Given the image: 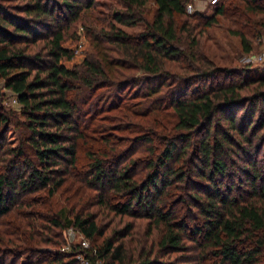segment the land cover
I'll return each mask as SVG.
<instances>
[{"label":"trees","instance_id":"trees-1","mask_svg":"<svg viewBox=\"0 0 264 264\" xmlns=\"http://www.w3.org/2000/svg\"><path fill=\"white\" fill-rule=\"evenodd\" d=\"M7 1L12 0H0V78L17 95L21 109L8 112L0 104V264H83L78 254L93 264L100 259L105 264H172L152 260L153 250L131 261L134 247L128 245L137 235L130 222L101 245L61 250L63 229L74 227L91 241L104 234L92 210L96 206L115 215L147 217V236L155 224L162 249L189 250L187 237L200 248L194 259L211 253L216 264H264V142L254 143L264 126L262 109L261 124L253 128L258 105H264V90L251 96L247 109L241 90L255 80L236 81L243 70L217 67L201 51L198 36L200 25L205 29L223 15H237L241 27L230 30L240 36L243 50L251 51L249 37L257 38L264 30V0H222L211 15L188 12V0H154L156 14L144 32L129 34L112 24L113 29H103L98 37L116 44L122 58L104 53L85 58L83 70L64 62L74 57L63 44L65 27L92 9L96 0ZM122 1L128 11H116L114 19L139 21L142 17L134 11L142 10L148 0ZM177 16H186L182 26L189 42L184 44ZM127 67L146 76L116 80L114 71ZM221 75L230 82L212 85ZM167 79H174L175 86L154 99L163 100L158 107H170L176 116L170 127L155 123V129L159 125L166 133L142 130L132 144L122 146L120 137L96 135V128L90 131L82 123L83 115L90 113L92 119L102 109L98 100L91 103L96 107L92 112L91 107L84 109L97 88L116 87L118 100L133 84L154 95L161 86H149V81L163 85ZM256 81L264 85V78ZM197 82H202L201 89H192ZM203 83L211 84L205 88ZM88 89H93L90 94ZM243 109L245 115L238 121L237 112ZM159 136L163 143H157ZM83 142L89 150L82 165ZM190 145V153L195 148L200 153L194 152L191 159ZM241 151L244 166L231 156ZM238 171L246 175L248 187L235 182ZM60 192L66 206L56 211L53 197ZM174 202H189L191 207L178 214Z\"/></svg>","mask_w":264,"mask_h":264},{"label":"rangeland","instance_id":"rangeland-1","mask_svg":"<svg viewBox=\"0 0 264 264\" xmlns=\"http://www.w3.org/2000/svg\"><path fill=\"white\" fill-rule=\"evenodd\" d=\"M222 0H220L221 2ZM12 3L19 4L22 0H12L4 3ZM189 2L197 3L198 8L200 10H188L190 13H194L196 11L202 12L205 15H211L214 13L216 5L203 4L199 3L196 0H188ZM142 10H135L134 14L136 16L142 17L139 21L133 24H125L121 23L114 19V13L118 10L127 12L124 3L122 0H96L95 5L92 9L85 10L81 13L80 18L73 21L71 24H68L65 27V39L63 41L64 46L71 48L74 51V57L69 60H64V62L69 67H77L81 70L84 69L83 61L85 58H89L91 60L97 59L98 57L103 56L104 54H108L109 58L120 59L123 56L122 52L116 47V44L109 41L108 39L99 40L102 38V32L104 30L113 29L111 25L113 24L115 28L122 29L129 34H138L144 32L147 29V25L151 23L156 14L157 5L154 0H148V2L141 8ZM64 14L63 11H59ZM237 15L233 17L221 16L219 21L213 23L208 28H200L198 36L200 39L201 51L205 54L207 58H209L217 67L221 69H238L243 70L242 76L239 75L235 78L236 81L241 79H247L250 81H254L249 85L245 86L241 90V99L246 103V108H250L251 104V96L257 93L259 90H264V85L259 84L258 81L260 78H264V55H263V47H264V30L260 34H258L257 38L249 37L252 41V50L244 51L242 41L239 35L233 33L230 28L240 29L239 23L236 21ZM177 23V33L180 37L181 43L189 42V39L186 38V31L183 30V22H186V16H177L175 17ZM244 23H246L244 21ZM249 26V22L246 23ZM204 30V31H203ZM99 37V38H98ZM41 44V43H40ZM121 48V47H120ZM116 69V68H115ZM116 80L121 79H129L131 76L136 77H144L146 76L145 72L135 68H119L115 70ZM150 85L156 84L157 87L161 88L158 93H154V95L147 94L146 89H143V85H131L125 87L122 90L121 99L115 100L116 87H107L103 86L101 88H97L93 91L94 98L89 104L84 106V109L90 108L92 112L96 107L93 103L95 100H98L99 104L97 107L101 109L98 115L92 119H90V113L87 116L83 115L85 118L82 119V123L88 126V129L94 131V128L97 129L96 135L107 134L112 135L113 138L120 137L122 139L120 143L122 146L130 142L133 143L134 138L140 134L142 130H157L159 134L166 133L164 127H156L154 128L155 123L160 121L165 127H170L173 122L176 120V116L172 112L170 107H158L157 104L162 102L160 100H154L156 95L161 93V95L166 94L169 88L175 86V80L170 79L166 80L163 85L160 84L159 80L149 81ZM230 79L226 77H218L217 79L212 81V85L217 86L220 83H229ZM249 82V81H248ZM202 82H197L193 85L192 89H201ZM205 88L210 87L209 83H203ZM115 86V85H114ZM93 90V89H92ZM92 90L87 91V94H90ZM115 92V93H114ZM114 93V95H113ZM121 94V93H120ZM160 95V96H161ZM162 97V96H161ZM112 102H116L112 105ZM0 104L5 111L12 112L13 110L17 113H20L21 104L18 101L17 95L12 92L10 89L4 86V81L0 78ZM161 106V105H160ZM87 109V110H88ZM264 111V105L259 103L257 111L253 117V128L256 125L261 124V116ZM246 109L240 110L237 112L238 121L245 115ZM82 124V125H83ZM227 126V122L223 123ZM3 125H0V131L3 129ZM99 127H102L98 130ZM251 128V129H253ZM23 131V129H21ZM252 131V130H251ZM259 137L255 138L254 143L264 142V126L259 130ZM100 133V134H99ZM197 134V138H199ZM114 135V136H113ZM236 137L237 134L233 133ZM117 136V137H116ZM263 137V138H262ZM126 138V139H124ZM128 138V139H127ZM237 138V137H236ZM116 140V139H115ZM164 141V140H163ZM162 140L157 138V143H163ZM119 143V144H120ZM101 144V142H96L94 145ZM114 144V143H113ZM112 146V143L110 144ZM246 146V144L244 145ZM110 147V146H109ZM193 147L190 145L188 149V157L192 158L194 152L199 153V151L195 148L193 153H190ZM89 150V145L84 142L79 145V164H84L86 153ZM197 150V151H196ZM254 151V147L252 149ZM141 153V150L137 152L136 156ZM200 154V153H199ZM234 161L237 160V164L239 166L246 165V161L244 160V153L241 151L240 153H234L233 155ZM228 157V156H226ZM261 163L264 164V147L262 149V153L260 155ZM35 159V157H34ZM199 160V157L197 158ZM234 170V169H233ZM246 175L242 171H238L235 176V182H242L243 188L248 187V183H246ZM243 180V181H242ZM70 182V181H69ZM69 184V183H68ZM74 184V183H73ZM72 184V185H73ZM74 186V185H73ZM177 192H180L182 189L181 185H178ZM183 190V189H182ZM63 193H56L53 197L55 202V210L59 211L63 206H66L65 196ZM176 202L172 204L175 205ZM176 210L178 214H186V209L190 208V203L185 202L184 204H176ZM27 210L30 209V206H26ZM92 210H95L98 213V219L102 223L104 234L97 236L94 241L89 240L78 231L74 227L63 229L62 239L63 244L61 246V250H69L75 245L84 246V248H92L94 246L101 245L102 242L108 238L113 237L115 235V230L123 228L128 222L134 225L133 232L135 235L134 242L129 244V249L134 247V251H132L133 257L131 261L136 259L138 260V255L142 253H148L153 250L151 255L152 260L158 259L160 262L172 263V264H216V257H214L211 253L206 254L203 258L201 256L200 259L198 257L194 259V256L200 254V248L198 245L190 238H185V243L189 246V250H178L171 251L160 248L159 239H160V231L155 224H152V233L147 236L150 226V221L147 217H131L129 215H115L114 213L104 212L99 207H93ZM98 210V211H97ZM107 213L109 215L107 216ZM143 238L144 244H142L139 239ZM129 238V237H127ZM200 238V237H199ZM86 242V243H84ZM50 249H57L54 245H49ZM192 256V257H190ZM78 258L81 260L83 264H93L88 261L84 254H78ZM10 258L7 259L8 262ZM129 262L127 261L126 264ZM95 264H105L103 260H97ZM115 264H125L116 262Z\"/></svg>","mask_w":264,"mask_h":264},{"label":"built area","instance_id":"built-area-1","mask_svg":"<svg viewBox=\"0 0 264 264\" xmlns=\"http://www.w3.org/2000/svg\"><path fill=\"white\" fill-rule=\"evenodd\" d=\"M197 1L199 3H201V4H203V6H205L206 4L216 5V4H218L220 2V0H196V2ZM187 8L189 10H200V8H198V6H197V3H195V2L194 3L193 2H189L187 4ZM263 55H264V49H263ZM84 243H86V242H84Z\"/></svg>","mask_w":264,"mask_h":264}]
</instances>
